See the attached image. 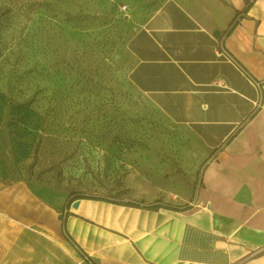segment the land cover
Segmentation results:
<instances>
[{
    "label": "crops",
    "instance_id": "crops-1",
    "mask_svg": "<svg viewBox=\"0 0 264 264\" xmlns=\"http://www.w3.org/2000/svg\"><path fill=\"white\" fill-rule=\"evenodd\" d=\"M128 41L130 84L202 148L192 199L145 209L29 185L21 216L0 214V264H264V0H166Z\"/></svg>",
    "mask_w": 264,
    "mask_h": 264
},
{
    "label": "rangeland",
    "instance_id": "rangeland-1",
    "mask_svg": "<svg viewBox=\"0 0 264 264\" xmlns=\"http://www.w3.org/2000/svg\"><path fill=\"white\" fill-rule=\"evenodd\" d=\"M165 1L0 0V214L20 217L29 185L192 199L201 146L127 79L128 40Z\"/></svg>",
    "mask_w": 264,
    "mask_h": 264
},
{
    "label": "trees",
    "instance_id": "trees-1",
    "mask_svg": "<svg viewBox=\"0 0 264 264\" xmlns=\"http://www.w3.org/2000/svg\"><path fill=\"white\" fill-rule=\"evenodd\" d=\"M71 197H73V198H92V199H96V200H109L110 202H113V203H117V202H121V201H115V200H113V199H109V198H107V197H104V196H102V197H99V196H93V195H78V194H73V193H71V194H69L68 195V198H71ZM121 203H123V202H121ZM125 205H128V206H136V207H142V208H145V209H147V208H151V209H157V208H159V207H162V206H164V207H167V208H178V207H174V206H170V205H167V204H165V203H160V202H153V203H147V204H145L143 201H137V200H134V201H132V202H126V203H124ZM70 241H71V243L78 249V251L84 256V257H86V255L83 253V251L81 250V248L77 245V243L73 240V239H70V238H68ZM86 260L88 261V259L86 258Z\"/></svg>",
    "mask_w": 264,
    "mask_h": 264
},
{
    "label": "built area",
    "instance_id": "built-area-1",
    "mask_svg": "<svg viewBox=\"0 0 264 264\" xmlns=\"http://www.w3.org/2000/svg\"><path fill=\"white\" fill-rule=\"evenodd\" d=\"M126 9V6H123L122 7V10H125ZM214 84L215 86H217L218 88H221V89H228L227 87V84L225 83V81L222 79V78H219V79H216L214 80ZM207 240V241H206ZM205 243H206V246H205V249L206 248H209L210 247V244L208 245L209 241L208 239H204Z\"/></svg>",
    "mask_w": 264,
    "mask_h": 264
},
{
    "label": "water",
    "instance_id": "water-1",
    "mask_svg": "<svg viewBox=\"0 0 264 264\" xmlns=\"http://www.w3.org/2000/svg\"><path fill=\"white\" fill-rule=\"evenodd\" d=\"M214 35H215V36H218V35H219V31H216ZM78 204H79V199H76V200H74V201L71 203V207L76 208V207L78 206Z\"/></svg>",
    "mask_w": 264,
    "mask_h": 264
}]
</instances>
